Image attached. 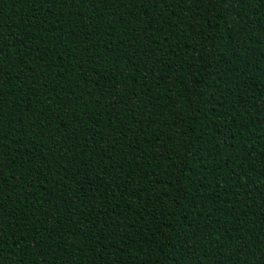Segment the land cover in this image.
Returning <instances> with one entry per match:
<instances>
[{
  "label": "trees",
  "instance_id": "obj_1",
  "mask_svg": "<svg viewBox=\"0 0 264 264\" xmlns=\"http://www.w3.org/2000/svg\"><path fill=\"white\" fill-rule=\"evenodd\" d=\"M0 264H264V0H0Z\"/></svg>",
  "mask_w": 264,
  "mask_h": 264
}]
</instances>
